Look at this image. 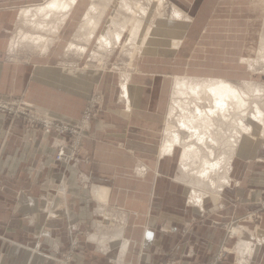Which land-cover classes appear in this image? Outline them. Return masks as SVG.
I'll list each match as a JSON object with an SVG mask.
<instances>
[{"label": "crops", "instance_id": "1", "mask_svg": "<svg viewBox=\"0 0 264 264\" xmlns=\"http://www.w3.org/2000/svg\"><path fill=\"white\" fill-rule=\"evenodd\" d=\"M79 2L63 23L52 21L41 31L35 30L48 42L21 39L24 44L17 46L15 40V52L11 46L15 38L10 39L6 31L15 11L0 12V18L6 20L0 23V95L20 97L41 111L69 119L80 115L89 94H98L101 99L79 153L87 162L82 160L68 169L52 159L51 137L26 129L21 120L0 113V264H58L54 249L66 247L77 235L78 251L72 264H160L169 256L179 258L181 264H202L219 248L229 246L231 240L224 225L233 218L260 211L259 228L264 231L263 122L245 116L251 130L234 146L224 185L220 183L208 194L194 190L181 174H175L181 166L182 147L175 145L168 152L161 151L166 145L164 127L171 100L170 94L167 99L164 95L168 77L141 71L154 67H145L148 56L154 62L153 70H217L192 61L189 53V47L201 39L203 24L192 15L191 8L195 4L200 8L210 7L211 3L216 6V0H193L189 4L183 0L181 7L187 12L174 6V12L181 16L155 21L153 27L167 33L157 36V44L148 41L151 44L141 55L140 72L135 62L120 74L100 67L94 60L98 62L101 57L99 60L104 61L122 38L115 40L113 48L99 47L96 35L103 15L92 32L91 24L83 25L92 4L84 7ZM38 4L21 7L18 21L26 24L21 20V11ZM148 37L154 38L152 34ZM19 52L24 56H18ZM261 76L264 78V74ZM210 78L226 79L220 75ZM232 83L251 89L253 86L244 80ZM251 107L255 112L254 105ZM77 173L106 185L92 187L100 200L103 193L109 194L110 204L118 208L115 213L122 216V227L116 234L126 244L123 254L119 253L117 235L101 238L99 243L83 240L80 233L92 231L94 223L89 190L78 184ZM20 192L27 194V203L17 201ZM103 215L107 216L102 220L106 226L109 215ZM237 246L239 250L246 248L241 243ZM244 260L242 264H264V242L250 261ZM219 264H235L233 255L226 254Z\"/></svg>", "mask_w": 264, "mask_h": 264}, {"label": "rangeland", "instance_id": "2", "mask_svg": "<svg viewBox=\"0 0 264 264\" xmlns=\"http://www.w3.org/2000/svg\"><path fill=\"white\" fill-rule=\"evenodd\" d=\"M0 1H1L0 12L7 14V13H10V11H13V10L15 11V12H12L14 13L13 16L15 17L14 21L11 22L9 26H7L6 28V31L8 29V33H9L8 37L10 39L12 37L15 38L14 40L12 39V41H14V45L11 42V46L13 47L12 51L15 52V50L17 49V46L24 44V41L21 40V39H24V34L35 31V30L31 31V29L29 28L28 22H32L31 19L29 21H27L26 19H23V22L25 23L27 22L26 24L20 23L18 21L19 14H20V8L21 7L23 8L30 4L40 3L38 5H41L47 0H7V1L0 0ZM177 1L178 2H176V0L175 1L174 0H164L162 2L163 4H161L160 7L158 6V0H80L79 4L85 7V6H88L89 3L92 4L93 2L95 5H99L101 8H104V10L101 13H98L100 14L99 17L103 15L102 19L100 20L101 21L100 29L96 35V38L99 37L98 38V41H99L101 40L99 34L103 33L105 30L109 34L112 33L111 28L113 29V26L111 25V23H114V22L115 23L125 22L127 25H130L129 22H137V28L138 27L141 28L142 26H144L145 28L147 24V28L149 29V28H154L153 25H155L160 20L159 19L160 17L169 18L173 16L175 17L181 16L180 14L178 15L177 13L174 12L175 10L173 9V7L176 6V8H178L180 11L184 10L185 12H187V9H183L181 7L183 0H177ZM192 1L193 0H186V3L187 4L192 3ZM201 1L202 0H200V2ZM216 4L217 5L214 6L213 3H211L210 7L205 6L201 8L199 5L195 4V7L191 8V10L194 12L192 15H195V16L197 15L196 17L195 16L194 17L196 18V20L201 19L202 20L201 23L203 24L200 25L202 27L201 39L200 41L197 40L194 42L193 48L191 46L189 47L190 49L189 53H190V59L192 61H195L196 63L199 62L201 64H204L202 66L207 65L208 67H216L217 70H213V69H207L203 71L190 70L188 71L189 73H186V71H181L180 68H174L172 72H167L165 70H161V71L153 70V68L155 67L154 62L151 61L150 56H148L149 59H146L145 67L147 68H150L151 66H154V67H151L150 69H146V70H141V71L149 73L150 75H164L168 77L166 78L167 79V83L165 84L166 92L164 93L166 99L168 98L169 94L172 96L171 89L173 87H171V85H172L174 78L182 76V75L184 76L185 74L199 76L200 78H204V79L210 78L215 75H220L228 80H231L232 82L241 81V80L252 82L253 86H255L258 91L257 93V91L254 90V93H256V95L258 94L255 97L257 98L258 101H261L258 104H259V107L264 112V78L261 76L264 74V60H263L264 51H260V48H259L260 42L262 39L261 36L264 35V18H263L264 17V0H216ZM202 8H204L203 15H200V13L202 12ZM48 20L52 21L51 19H48ZM2 22H6L4 17L0 18V23ZM158 25L159 23L157 24V26ZM205 26L207 27L205 28ZM26 28L28 30L22 33L23 30H20V29H26ZM19 30H20V33H19ZM143 30L139 32V35L137 36L138 38L137 42L139 41L141 35L143 34ZM18 33H19V37H18ZM37 33L38 32L36 31L34 32V34H37ZM127 36H128V32L126 31L124 33V36L120 40V42H117L116 45L113 43L109 46V47H112L115 45L114 46L115 48L112 47L113 48L112 50H114V52L111 53L109 57L107 56L108 58L105 57L104 61L99 60L101 57L98 58V62L95 59L94 60L95 64L99 63L100 67L102 66V68H106L108 70L109 69L114 70L120 74V72L122 73L123 71H125V69H129L132 65L134 66L135 62H137V72H140L138 70L141 69L140 65L141 63H143V60H142L143 58L141 56V53L134 46V44L132 43L133 45L131 46L128 43V40H126ZM15 40L17 41V43H19L17 46L15 45L16 43ZM199 44L200 46H198ZM104 46L107 48L106 45ZM24 49L25 48L21 50H24ZM133 49L136 50L138 55L136 54V52H134ZM112 50H109V51H112ZM20 52H23V51H20ZM20 52L17 55L24 56ZM102 62H105V64H102ZM213 62H216V65H214ZM191 65H195V64L191 63ZM210 74H213V75H210ZM247 88H248L247 86H244V87L240 86L241 90H248ZM172 92H174L173 89H172ZM8 95H11V94H8ZM259 96H261V98ZM172 98L173 97H171L170 99L173 101L172 102L173 104L174 100ZM191 98H194V97H191ZM92 99H94L95 107L93 108L90 107L89 110L91 113H94V116L92 115L91 116L92 118L90 117V119L88 120V126L82 129L83 130L82 147H83L84 140L86 139L85 137H86L87 131H89L92 121L96 117L100 109V102H101L100 95L94 94V93L89 94L85 98V102L80 112V115L77 118L73 119L74 121H79L81 118H83V116L87 112L89 114V111H87L88 109L87 106L91 102ZM182 99L183 98L181 97L177 98L179 102L182 101ZM188 100H189V105H191L192 99L187 98V101ZM187 101H186V104H187ZM168 104L169 106H171L170 101H168ZM166 108H167V100H166V105L164 107V112L166 111ZM190 109L191 108H188L185 111L189 112ZM178 113L179 112H177V114ZM177 114H175L173 111L171 115L170 114L169 116L167 115V118H169L171 125L180 124V123H177V120H178ZM176 131L178 132L180 137H181V134L183 135L187 134V128H182L180 126L178 130L176 129ZM225 137L226 136H224L223 138ZM51 146L54 148L52 159L56 162L54 158L56 149L53 145V140H51ZM82 147L79 149L78 157H79L80 151L82 150ZM199 154H201V156L202 155L207 156L206 159H208L209 157L210 160H213V157L209 154L206 146L204 145H200ZM213 156L220 158L221 156H224V155H223L222 150L218 149L216 153L213 154ZM199 157L189 158L185 162L187 163V165L184 166L181 164V166L179 167V169H177L175 174L178 177L181 174L180 177L184 178L188 183L190 182L189 186L193 187L194 185L193 188L195 190L207 193L210 191V189L212 190L213 185L215 188V184H217V186L220 184V182L218 181L219 176L217 175V171L218 173H222L223 171V168H219V166L220 167L224 166L223 157H222V162H219L220 165L218 164L217 166H215L216 174L212 173L213 175H211L213 176L212 177L213 180L216 179L217 183L210 182V179L207 178L206 175H208V172L211 171V168L209 167L204 168V169L201 168V165H204V164L202 160H200L201 157L200 158ZM82 160L87 162L86 157L82 158ZM82 160L79 157L78 163ZM56 163L67 169L69 167H75L78 164L75 162H72L71 164H68V165L61 163V162H56ZM200 169L205 171L204 176L206 177L202 176L203 178L202 177L200 178L204 181L205 184L196 183V179H197L196 176L198 175L197 171ZM84 175L77 173L76 180L79 185L83 187L86 186L89 190V202L88 203H90L89 210L92 214V218H93L92 221L94 223V227L92 224V231H83L80 234L84 236L83 240H86V241L93 240L97 243L98 242L97 240L100 241L101 238L105 239V237H112L114 235H117L116 233L119 232V228L122 227L123 220H122V216H119L117 213H115L116 211H114V209H118V208L110 204L109 194L107 195L108 198H107L106 203H103V200H100L99 197L95 196L96 194L95 189L92 186L99 185L100 187H106V185L92 182L90 179H88L89 177L87 175L85 176H87L88 178H86ZM92 189H93V192H92ZM99 208L102 210H99ZM251 212H253V214L255 215L254 218H252V221L249 220L248 214L244 213L242 216L235 217L224 225L225 233L228 237V240H231V243L229 244V246L226 248L224 247L226 250H228L226 254L231 253L232 255L234 254L238 258L241 256V254H237L235 251L238 245L237 244L238 237L235 234H233L234 231L233 229L229 228L230 225L233 224L234 226L237 225V226L246 227L247 231L253 233L254 235H255L256 230L260 231L259 222L261 220V212L259 211H251ZM104 213L105 215H109L108 218L110 220V223L107 224L106 226L102 225L103 217L107 219V216L103 215ZM243 227H241L240 229H243ZM256 236L258 237V235ZM75 237H77L79 241L78 235ZM220 249L222 248H219L218 250ZM54 250H55V253L61 255V258L63 259L70 257L68 254L69 245L62 248L61 251L60 249L57 250L56 248ZM67 251L68 253H66ZM170 258L171 256H169L167 259H165L160 264H167L169 262L167 260ZM233 263L236 264L235 257H233Z\"/></svg>", "mask_w": 264, "mask_h": 264}, {"label": "bare ground", "instance_id": "3", "mask_svg": "<svg viewBox=\"0 0 264 264\" xmlns=\"http://www.w3.org/2000/svg\"><path fill=\"white\" fill-rule=\"evenodd\" d=\"M163 1L164 0H158L159 7L161 6V4H163L162 3ZM77 3H78V0H47L41 5H38V6L36 5L35 7H32V8L23 9L21 11L20 16L22 18V21L23 19H26L27 21H29L30 19L32 20V22H28L29 28L31 29V31L40 30V29H44L47 26V24L52 21L59 20L60 21L59 23H63L66 17H68L67 15L72 10L74 4L76 5ZM103 10L104 8H101L99 5H95L92 2V5L89 8V11H87L86 15L84 16L83 25L86 26V25L91 24L92 27L91 26L90 27L92 28V32H93L98 24V18L100 16V14L98 13H101ZM48 19H51L52 21ZM129 23L130 25H127L125 22L111 23V25L113 26V29L111 28L112 33L109 34L106 30L103 33H101L100 34L101 40L98 41L99 46L106 48L104 45L110 46L113 43L116 44L115 40L122 38L124 36V33L127 31L128 38L126 37V40H128V43L131 46L134 44L136 49L142 55V53H144V51L148 49L147 44H151V43H148V41H152L153 43L157 44V42L159 41V39H157V36L165 35L167 33L166 30L156 29L158 27H155V29L154 28L148 29L147 24L145 28L144 26H142L141 28L139 27L137 28V22H129ZM53 24L55 25V23ZM53 30H55V27ZM142 30H143V34H142L143 36L141 35L139 41L137 42L138 40L137 36L139 35V32ZM168 31H172V30L169 29ZM34 32L35 31H32L31 33H25L24 40L30 41L31 43H36L39 41L48 42L47 38H45L43 35H41L40 33L34 34ZM22 33H24V31H22ZM149 34H152L154 38L148 39ZM261 38H259L261 39V42L258 40L260 42L259 48H260V51H264V35L261 36ZM12 43L14 45V41H12ZM125 79H127V76H125L123 80ZM122 85H123L122 87L125 89V82L122 83ZM246 85H249V84H246ZM247 87H248L247 88L248 90H241L240 87L233 84L231 81H228L227 79H222V78H206V79L200 80L194 77L183 76V75L180 77H175L173 80V88H172L174 92H172V89H171L172 96L170 95L171 97H173L172 99L174 100V103H173L174 105L172 104L173 101L170 100L171 106H168L169 109L167 111L168 112L167 115L168 116L169 114L171 115L173 111L175 114L179 112L177 114V117H178L177 123H180V124L171 125L169 118H166L164 133L167 136V138H165L166 142L163 143V145L165 144L166 145L163 146V149H161V151L168 152L170 148L174 149L175 145L181 146L182 154L180 158H181V164L184 166L187 165V163L185 162L189 158L191 157L198 158L200 156L201 157L200 160H202L204 164V165H201V168L203 169L208 168V167L211 168L212 172L209 171L208 175L206 176L208 179H210V182H215V183H217L216 179L213 180L212 178L213 176L211 175L216 174L215 166H217L218 164L220 165L219 162H222V157H223L224 166L222 167L219 166V168H223V171L222 173H218L217 171V175L219 176L218 181L221 183V185H224V183L222 182L223 181L222 179L226 178V173H227L226 167L229 164V160L231 158L234 146L235 144L237 145L238 140L241 137V135H245V134L247 135L249 134L251 130V127H249V124H246L244 121L245 116H249V117L252 116L254 120H259L260 122H263L264 124V112L259 107V104H258L261 101L257 100L255 96H257L258 94L256 95V93H254V90L257 91V89L255 86L254 87L252 86V89L249 86ZM139 95H140V89L137 90V99ZM179 97L183 98L182 101L180 102L179 100H177V98ZM191 97H194V98H191ZM259 97L261 98V96ZM187 98L192 99L191 105H189V100L187 101ZM186 101H187V104H186ZM253 105L255 107V112L252 111L251 106ZM188 108H191V109L189 112H186L185 110ZM179 126L182 128H187L186 135L181 134V137L179 136L178 132L176 131V129L177 130L179 129ZM224 136L226 137L223 138ZM199 144L206 146L209 154L213 157V160H210L209 157L208 159H206L207 156L205 155L201 156V154H199L200 152ZM218 149L222 150L224 156H221L220 158L213 156V154L216 153ZM204 173L205 171L201 169L197 171L198 175L196 176L197 178L196 183H199V184L204 183V181L200 179L202 176H204ZM189 183H187V185H189ZM215 186L217 187V184H215ZM213 188H214V185L212 187V190L210 189V192L214 190ZM217 190L219 191L220 189L217 188ZM193 195H192V198H193ZM195 196L196 195H194V197ZM102 199L104 203L107 201L106 193H103ZM195 199L196 201L198 200V198H195ZM240 228L241 227H238L237 229H233V231L234 232L239 231L242 234L244 229H240ZM243 234H246V232H244ZM257 234L259 238L258 241L260 243L264 242V231L258 230ZM115 239H117L118 243H120L119 253L123 254L126 249L125 242L121 239V235H117ZM240 243L246 246V248H249L250 251L254 249L253 253L255 252L256 246L250 245L251 242L244 240Z\"/></svg>", "mask_w": 264, "mask_h": 264}, {"label": "built area", "instance_id": "4", "mask_svg": "<svg viewBox=\"0 0 264 264\" xmlns=\"http://www.w3.org/2000/svg\"><path fill=\"white\" fill-rule=\"evenodd\" d=\"M90 107H95L94 99H92L87 106V111H89V114L87 112L79 121H74L73 119L59 118L58 116H54L46 111H41L32 103L20 97L13 95H0V113L12 119L16 118L21 120L24 123L26 129H35L40 133V135H45L49 138L51 137L53 140V145L56 149L54 154L56 162H61L67 165L71 164L72 162L78 163V152L82 147V129L88 126V120L92 115L94 116V113H91L89 110ZM17 201L19 203H27V194L20 192L17 196ZM246 214H248L249 220L252 221V218L255 216L253 212H246ZM233 226L234 225L232 224L229 228L237 229L238 227H243L237 225L234 227ZM244 232H246V234H243ZM243 233L241 234L239 231L235 233L233 232V234L238 237V243L245 240L251 242L250 245L256 246L257 248L260 244L258 241L259 238L256 236L258 235L257 230L255 235L247 231V229H245ZM77 249L78 239L77 237H74L69 243V253L68 251L66 252L70 257L63 259L61 258V255L56 253L58 264H72L73 256L75 252L78 251ZM61 250L62 249H60V251ZM248 250L249 248L244 249L243 247H240L239 250V246L236 247V253L241 254L239 258L233 254V257L236 258V264H242V262L245 261L244 258H248L249 261L252 259L254 255V249L251 251L249 250V252ZM226 252H228V250L225 248L217 250L211 258L203 261L202 264H219V262L224 259ZM167 261H169L167 264H181V260L177 257H171Z\"/></svg>", "mask_w": 264, "mask_h": 264}]
</instances>
